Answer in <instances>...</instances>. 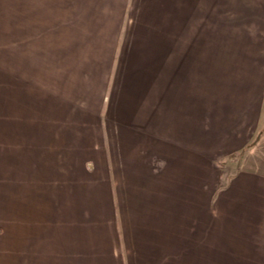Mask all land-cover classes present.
I'll use <instances>...</instances> for the list:
<instances>
[{
	"label": "crops",
	"instance_id": "1",
	"mask_svg": "<svg viewBox=\"0 0 264 264\" xmlns=\"http://www.w3.org/2000/svg\"><path fill=\"white\" fill-rule=\"evenodd\" d=\"M52 1L0 0V264H264V0H137L164 21L158 39L130 43V18L99 35L108 70L93 78L130 97V167L96 169L94 183H71L70 0ZM203 17L208 30L190 27Z\"/></svg>",
	"mask_w": 264,
	"mask_h": 264
},
{
	"label": "rangeland",
	"instance_id": "2",
	"mask_svg": "<svg viewBox=\"0 0 264 264\" xmlns=\"http://www.w3.org/2000/svg\"><path fill=\"white\" fill-rule=\"evenodd\" d=\"M135 1V2H134ZM196 7L202 6H211L214 3L223 4L224 0H194ZM220 1V2H219ZM226 1V0H225ZM55 2L54 5L57 6L58 1L53 0ZM57 2V3H56ZM209 2V3H208ZM168 3V2H167ZM130 5L131 16L128 17L123 5ZM218 5H214V8L218 11L221 9L218 8ZM200 10V9H199ZM133 15L134 12H136ZM144 10H141V6L137 5V0H70V41H71V58L70 62V128H69V136H70V154H71V183H77L79 180H87L88 183H94L96 181L95 170L101 171L102 169H107L111 167V165L116 166L118 169L127 164L130 167V97L119 96V92H116L117 89V80L113 84L108 80L107 87L103 88L102 79H94L98 70L102 71L103 77L105 76V72L107 73L104 58L105 53L103 54L102 42L101 39H98L99 35L108 27L112 25L114 21H117V24L125 27L128 18H130V43L135 41H140L138 36H149L151 42L153 39H158L160 34V24L164 23L160 17L151 16L150 14L143 13ZM134 16V17H133ZM213 16V26L210 25L211 28L216 30L222 29L223 25L221 22L222 19L225 18ZM167 32L165 35L166 40H171L172 44H176L178 38L177 31L174 30V23H176L175 17H167ZM196 17H194L195 19ZM228 18V17H227ZM207 18L203 17V21L194 22L191 24V28L199 29L200 31L208 30V24L206 22ZM220 22L216 25V22ZM233 22V21H231ZM230 22V23H231ZM197 25V26H196ZM197 31V30H196ZM162 33V32H161ZM195 33L194 39L197 38V34ZM185 37L182 39H192L190 34L187 36L186 33H183ZM206 35L204 33H200ZM215 35L219 34L220 36H214L211 33L210 42L218 43V39H220L222 32L217 33L215 31ZM164 36V33H162ZM214 36V40L211 41V38ZM141 38V37H140ZM207 39V37H205ZM206 41V40H205ZM204 42V41H203ZM209 42V43H210ZM221 42V41H220ZM136 43V42H135ZM153 50L158 51L159 45L156 43ZM184 45V44H183ZM105 49V46H104ZM150 51V48H147ZM178 49V48H177ZM181 49V48H180ZM217 49V48H214ZM199 57H205V48L200 49ZM204 50V52H202ZM190 53L191 50L189 49ZM166 53L169 55L174 53V48L168 47ZM174 55V54H173ZM150 56V55H149ZM137 57L136 61L138 60ZM141 60L147 61V58L142 56ZM102 61V63H101ZM142 65V64H141ZM138 63L135 65L136 70L134 73L139 74ZM145 66H149L148 63ZM110 74V72H108ZM113 77V75H112ZM145 77L144 75L140 76ZM141 83V82H140ZM170 83L168 82L163 86V89L166 92L165 88H168ZM114 89V90H113ZM140 95H143V92H138ZM156 94H160L159 91ZM165 95V93H164ZM149 97V96H148ZM146 95V99L148 98ZM169 97V96H168ZM157 98V97H156ZM155 98V99H156ZM159 98V97H158ZM144 103L142 100L139 101L138 104ZM140 105L136 106L135 113L141 114L139 108ZM144 107V106H143ZM152 107L151 112L142 113L143 115H148L151 117L153 122H156L155 115L157 113L154 111ZM121 108L119 113L118 109ZM95 109L98 111L95 112ZM144 120L145 118H140ZM200 119L202 117L200 116ZM158 123V122H156ZM147 135H151L147 137V140L151 139V144L147 149L150 159L158 160L157 154V138L158 131L157 130H147L145 132ZM46 134V133H45ZM66 134V130H65ZM135 134H133L134 136ZM153 136V137H152ZM142 137V136H141ZM144 138V136H143ZM143 138L138 142V153L140 154L144 145ZM146 151V152H147ZM238 157V156H237ZM84 163V164H83ZM156 163H158L156 161ZM221 164V163H220ZM236 163L232 162L227 166V168L222 169L224 173L222 176V181L233 174L232 172L236 171ZM87 169L93 170L90 172L92 174H88L85 177L77 176L82 173V170ZM119 169V170H120ZM228 171H230L228 173ZM89 173V172H88ZM110 171L108 172V176L106 178H110ZM120 173V172H119ZM92 175V176H90ZM100 177V183H102V179L104 177ZM130 177V175H129ZM119 178V177H118ZM125 178H128V175L121 177L120 179L125 181ZM120 181V180H119ZM105 186L108 184V181L104 180ZM108 188V187H107ZM40 189V188H39ZM42 190V189H41ZM41 190L35 192H28L32 197V201H37L40 195H45L47 193L39 192ZM58 191L54 192V195L57 194ZM124 195H123V194ZM153 193L154 192H150ZM128 194L127 191H119V197L125 199V196ZM24 196L27 195L23 193ZM122 198V199H123ZM19 203L22 202V205L26 202L30 201L27 199H21ZM30 201V203L32 202ZM15 204V201L12 200L10 205ZM33 210V208L31 209ZM30 208H13L11 209L12 215L16 214H30Z\"/></svg>",
	"mask_w": 264,
	"mask_h": 264
}]
</instances>
